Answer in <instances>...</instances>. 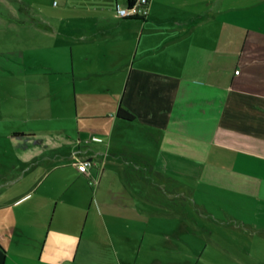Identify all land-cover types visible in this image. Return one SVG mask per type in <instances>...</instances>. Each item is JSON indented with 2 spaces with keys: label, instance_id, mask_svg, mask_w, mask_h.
Segmentation results:
<instances>
[{
  "label": "crops",
  "instance_id": "0c3cea01",
  "mask_svg": "<svg viewBox=\"0 0 264 264\" xmlns=\"http://www.w3.org/2000/svg\"><path fill=\"white\" fill-rule=\"evenodd\" d=\"M117 3L128 1L78 0L75 20L55 29L70 38L75 102L103 112L79 106L72 129L11 130L48 135L6 181L0 264L112 262L128 232L152 231L136 161L154 169L190 150L203 159L198 177L231 191L264 231V0H149L145 18L116 16ZM121 103L136 120L116 115ZM76 157L96 164L81 171Z\"/></svg>",
  "mask_w": 264,
  "mask_h": 264
},
{
  "label": "rangeland",
  "instance_id": "374dc122",
  "mask_svg": "<svg viewBox=\"0 0 264 264\" xmlns=\"http://www.w3.org/2000/svg\"><path fill=\"white\" fill-rule=\"evenodd\" d=\"M77 1L0 0V185L6 193L0 205L15 193L6 181L23 173L16 161L48 135L18 138L10 135L12 129H72L79 106L81 112H103L102 102H75L70 71L64 70L71 62L65 42L70 38L55 32L75 20ZM17 60L20 69L8 66ZM79 121L101 124L97 118ZM190 152L173 165L159 159L154 169L136 161L141 192L151 202L144 211L152 231L144 237L143 224L139 235L128 232L120 256L108 264H264V231L251 228L253 214L231 191L200 179L203 159Z\"/></svg>",
  "mask_w": 264,
  "mask_h": 264
},
{
  "label": "built area",
  "instance_id": "2783aa9c",
  "mask_svg": "<svg viewBox=\"0 0 264 264\" xmlns=\"http://www.w3.org/2000/svg\"><path fill=\"white\" fill-rule=\"evenodd\" d=\"M116 16L121 18H129V17H142L145 18L149 14V0H135L132 4L128 3L122 5L120 3L116 4L115 7ZM78 161V167L81 171L86 172L90 166H92L95 162L91 158H86L84 160H80L76 157ZM90 182L93 184L96 182L95 179H91Z\"/></svg>",
  "mask_w": 264,
  "mask_h": 264
},
{
  "label": "trees",
  "instance_id": "16d2710c",
  "mask_svg": "<svg viewBox=\"0 0 264 264\" xmlns=\"http://www.w3.org/2000/svg\"><path fill=\"white\" fill-rule=\"evenodd\" d=\"M127 1H128V3L132 4L135 0H127ZM116 115L119 118L126 120V121H134L137 118V115L131 109L124 106L122 103L119 105L117 112H116ZM91 159H93V158L91 157ZM94 164H96V162Z\"/></svg>",
  "mask_w": 264,
  "mask_h": 264
},
{
  "label": "water",
  "instance_id": "95a60500",
  "mask_svg": "<svg viewBox=\"0 0 264 264\" xmlns=\"http://www.w3.org/2000/svg\"><path fill=\"white\" fill-rule=\"evenodd\" d=\"M128 4V3H127Z\"/></svg>",
  "mask_w": 264,
  "mask_h": 264
}]
</instances>
